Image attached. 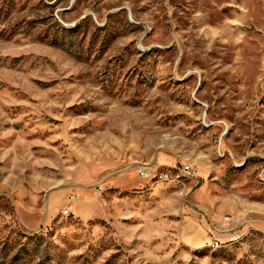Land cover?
Listing matches in <instances>:
<instances>
[{
    "label": "rangeland",
    "instance_id": "obj_1",
    "mask_svg": "<svg viewBox=\"0 0 264 264\" xmlns=\"http://www.w3.org/2000/svg\"><path fill=\"white\" fill-rule=\"evenodd\" d=\"M0 264H264V0H0Z\"/></svg>",
    "mask_w": 264,
    "mask_h": 264
},
{
    "label": "built area",
    "instance_id": "obj_2",
    "mask_svg": "<svg viewBox=\"0 0 264 264\" xmlns=\"http://www.w3.org/2000/svg\"><path fill=\"white\" fill-rule=\"evenodd\" d=\"M137 174L142 179L151 180L157 183H169V184H180L184 179L194 178L196 172L194 168L190 165L186 166H175L167 168L165 170L156 169L154 172L149 171L148 168L140 167L137 169ZM100 191H103V187H99ZM75 195H69L68 197V207L69 204L74 202ZM63 215L69 216L71 213L68 209L63 211ZM221 222L218 223L217 229L212 234L214 239L210 247L212 249H220L226 245H235L238 244L245 236L240 231L245 226L246 221L239 216L234 215H225L221 218Z\"/></svg>",
    "mask_w": 264,
    "mask_h": 264
},
{
    "label": "crops",
    "instance_id": "obj_3",
    "mask_svg": "<svg viewBox=\"0 0 264 264\" xmlns=\"http://www.w3.org/2000/svg\"><path fill=\"white\" fill-rule=\"evenodd\" d=\"M170 164H172V161L169 160L168 158H166V157H160L159 158V167H164L165 165H170ZM188 234H189V232L186 233V237ZM204 235H205V232L202 231L201 234L199 235V238L202 239L204 237ZM186 239H187V241H189L188 238H186Z\"/></svg>",
    "mask_w": 264,
    "mask_h": 264
},
{
    "label": "trees",
    "instance_id": "obj_4",
    "mask_svg": "<svg viewBox=\"0 0 264 264\" xmlns=\"http://www.w3.org/2000/svg\"><path fill=\"white\" fill-rule=\"evenodd\" d=\"M53 42H54V44H59L58 39H55Z\"/></svg>",
    "mask_w": 264,
    "mask_h": 264
}]
</instances>
